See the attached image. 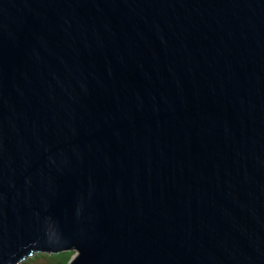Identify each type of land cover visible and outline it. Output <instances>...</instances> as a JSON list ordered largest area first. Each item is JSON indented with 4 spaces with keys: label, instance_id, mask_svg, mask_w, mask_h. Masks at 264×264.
<instances>
[{
    "label": "water",
    "instance_id": "obj_1",
    "mask_svg": "<svg viewBox=\"0 0 264 264\" xmlns=\"http://www.w3.org/2000/svg\"><path fill=\"white\" fill-rule=\"evenodd\" d=\"M264 264V0H0V264Z\"/></svg>",
    "mask_w": 264,
    "mask_h": 264
},
{
    "label": "rangeland",
    "instance_id": "obj_2",
    "mask_svg": "<svg viewBox=\"0 0 264 264\" xmlns=\"http://www.w3.org/2000/svg\"><path fill=\"white\" fill-rule=\"evenodd\" d=\"M75 255H76V251L74 252L71 259ZM70 260L65 261L62 264H68L70 262ZM56 262H57V258H56V256L54 257L52 255V253L41 252V254H39V255L33 254V255L27 257L26 260L22 261L20 264H56Z\"/></svg>",
    "mask_w": 264,
    "mask_h": 264
},
{
    "label": "trees",
    "instance_id": "obj_3",
    "mask_svg": "<svg viewBox=\"0 0 264 264\" xmlns=\"http://www.w3.org/2000/svg\"><path fill=\"white\" fill-rule=\"evenodd\" d=\"M75 250L62 251L60 253H52V255L57 258L56 264H62L65 261H68L73 256ZM41 254V252L36 253V255Z\"/></svg>",
    "mask_w": 264,
    "mask_h": 264
},
{
    "label": "bare ground",
    "instance_id": "obj_4",
    "mask_svg": "<svg viewBox=\"0 0 264 264\" xmlns=\"http://www.w3.org/2000/svg\"><path fill=\"white\" fill-rule=\"evenodd\" d=\"M26 260V259H25ZM24 261V260H23Z\"/></svg>",
    "mask_w": 264,
    "mask_h": 264
}]
</instances>
